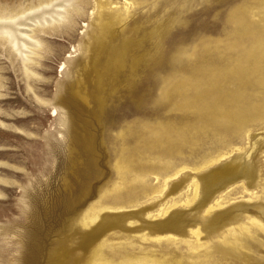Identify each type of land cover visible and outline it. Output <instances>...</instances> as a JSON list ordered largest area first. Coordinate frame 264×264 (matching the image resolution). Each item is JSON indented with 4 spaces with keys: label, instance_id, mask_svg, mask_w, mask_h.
<instances>
[{
    "label": "rangeland",
    "instance_id": "obj_1",
    "mask_svg": "<svg viewBox=\"0 0 264 264\" xmlns=\"http://www.w3.org/2000/svg\"><path fill=\"white\" fill-rule=\"evenodd\" d=\"M80 1L0 0V264H264V0Z\"/></svg>",
    "mask_w": 264,
    "mask_h": 264
},
{
    "label": "bare ground",
    "instance_id": "obj_2",
    "mask_svg": "<svg viewBox=\"0 0 264 264\" xmlns=\"http://www.w3.org/2000/svg\"><path fill=\"white\" fill-rule=\"evenodd\" d=\"M124 1H126V0H124ZM41 2V1H40ZM39 4V3H38ZM84 4V3H83ZM130 4V3H129ZM103 5H104V3L103 4H98V6H99V8L101 7V9H102V7H103ZM124 5V4H123ZM30 6V5H29ZM34 6V5H33ZM39 6H43V7H46L44 10H42V11H39L38 10V12L37 13H32V12H34V8H33V11L31 12L32 14H34L33 15V17L34 18H40V17H42V18H44V16H48V17H50L51 16V14L53 15H56V17H57V19L58 20H61V19H63V18H66L67 16V14H68V12L69 11H71L72 13L73 12H75L76 14L78 13H80L81 14V9H82V6H81V1L80 0H45V2H44V4L43 3H41V4H39ZM49 6H51V8L50 9H47ZM31 7V6H30ZM32 8V7H31ZM36 8H38V7H36ZM40 8V7H39ZM126 8V7H125ZM30 9V8H29ZM23 10V9H22ZM25 10H26V8H25ZM30 11V10H29ZM35 11H37V10H35ZM101 11V10H100ZM28 12V11H27ZM108 12V11H107ZM26 13V12H25ZM24 13V14H25ZM70 13V12H69ZM22 15V14H21ZM103 15H105V12H103ZM107 15V14H106ZM76 16V15H75ZM79 16V15H78ZM107 16H110L109 14L107 15ZM18 17V16H17ZM17 17H16V19H17ZM18 18H21V16L20 17H18ZM24 18V17H23ZM67 18H69V17H67ZM66 18V19H67ZM106 18V17H105ZM8 19V18H7ZM11 19V18H10ZM65 19V20H66ZM70 19V18H69ZM25 20H27V19H25ZM34 20H36V19H34ZM52 20H53V18H52ZM97 20V19H96ZM22 21H24V20H22ZM29 21V20H28ZM15 22V21H14ZM51 22V21H50ZM54 22H55V19H54ZM13 23V22H12ZM18 23V22H17ZM43 23V22H42ZM35 24V23H34ZM20 24H18V25H15V26H19ZM44 25V24H43ZM4 27H5V29H7V33H10L11 34V37L13 38L12 39V41L13 40H15L14 42H16V36H19L20 34H18L17 32H15V29L13 28V26L12 25H4ZM264 27V26H263ZM262 28V27H261ZM5 32V31H4ZM17 33L18 35H15V33ZM19 32V31H18ZM6 33V34H7ZM101 34V33H100ZM9 36V35H8ZM19 38H20V36H19ZM18 38V39H19ZM23 38H24V36H23ZM21 39H19L18 41H19V43L20 42H22V40L20 41ZM28 40V39H27ZM35 41V40H34ZM17 43V42H16ZM27 43H28V41H27ZM15 44V43H14ZM23 45V44H22ZM20 48H22V47H20ZM26 48V47H25ZM32 48V47H31ZM23 49V48H22ZM29 54V53H28ZM26 58V57H25ZM23 65V64H22ZM254 108V107H253ZM216 160V159H215ZM216 174V173H215ZM193 186H194V189H193V197L196 195V192H197V185H195V184H193ZM205 198H208V196L206 195V197ZM204 200V199H203ZM203 200H200V202H199V205L202 203V201ZM217 205H219V203L218 202H215V204H213L212 206H210V207H208V209H211L212 207H214V206H217ZM168 222L167 221H165L164 223H160V226L161 225H166ZM198 233H199V231H194L193 232V234H194V236H195V238H197L198 237ZM239 244V243H238Z\"/></svg>",
    "mask_w": 264,
    "mask_h": 264
}]
</instances>
